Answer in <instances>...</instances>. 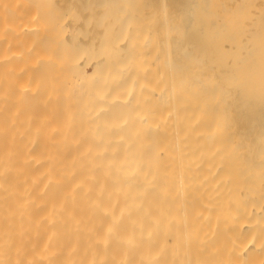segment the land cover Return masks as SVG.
<instances>
[{"label": "bare ground", "instance_id": "6f19581e", "mask_svg": "<svg viewBox=\"0 0 264 264\" xmlns=\"http://www.w3.org/2000/svg\"><path fill=\"white\" fill-rule=\"evenodd\" d=\"M9 10L0 264H264V0Z\"/></svg>", "mask_w": 264, "mask_h": 264}, {"label": "rangeland", "instance_id": "374dc122", "mask_svg": "<svg viewBox=\"0 0 264 264\" xmlns=\"http://www.w3.org/2000/svg\"><path fill=\"white\" fill-rule=\"evenodd\" d=\"M28 7L36 10L37 20L41 23L53 24L57 28L56 22L74 24L78 20V15L83 11V7L88 6L89 0H27ZM92 1V0H90ZM13 4V0H0V7L6 13ZM92 5V4H90ZM47 28V27H46Z\"/></svg>", "mask_w": 264, "mask_h": 264}]
</instances>
